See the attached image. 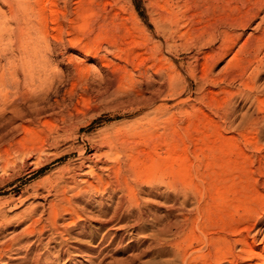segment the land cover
I'll list each match as a JSON object with an SVG mask.
<instances>
[{"label":"rangeland","instance_id":"374dc122","mask_svg":"<svg viewBox=\"0 0 264 264\" xmlns=\"http://www.w3.org/2000/svg\"><path fill=\"white\" fill-rule=\"evenodd\" d=\"M29 1L36 11H45L43 13L49 16V30L56 35L57 30L50 27L57 28V18H50L49 10H63L62 0ZM154 1L165 6L164 10L170 16L182 20L185 8L191 6L192 9L184 13L187 15L182 25L185 26L187 16L194 14L195 21L204 18L198 24L202 26L209 18L238 17L241 12L257 9L264 0H244V7L241 0H190V5H185L182 0L180 7L175 1L165 5V0H70L74 12L67 18L60 16L59 20L68 26L67 37L76 36L74 31L79 27L82 29L78 33L84 39L83 46L91 48L104 42L112 43L113 51L105 61L108 65L113 67L115 60L128 61L129 68H138L150 61L147 59L148 38L156 29L159 10L153 7ZM6 8L0 0V15ZM263 16L264 8L244 31L241 42L214 67L200 68V77L209 76L202 89H199V80L190 74L185 77L183 73L176 84L177 93L164 98V104L160 105L169 108L166 117L177 113L172 114L173 127L169 133L152 132L145 137L150 145L138 147V153L144 154L135 164L136 179L144 185L137 190L135 206L117 209L121 193H89L75 198L74 192L66 188V197L73 203L72 208L80 212V218H74L66 210L69 203H65L66 207L58 208L56 219L60 233L44 230L40 235L41 226L49 224L51 227L53 223L48 220L49 203L58 202L60 198L54 191L47 193L54 183L44 181L74 160L77 150H70L71 146L82 145L86 135L137 120L142 114L130 113L137 104L126 102V93L130 95L131 90H137L149 96L146 83L137 78L139 81L135 84L128 81L127 87L126 84L122 87L116 95L119 98L113 95L104 97L103 102L95 100L96 84L105 69L93 60L94 52L87 55L85 49L82 54L65 49V54H59L53 46L46 54L50 68L65 72L57 89L50 90L48 105H56L54 111H60L55 101L58 100L64 108L88 113L79 119L84 126L78 133V140L61 141L52 150L55 154L43 158L33 173L21 161L8 167L4 159L15 154L0 146V212L5 217L0 243L10 240L31 224L28 207L37 206V216H40L39 212L42 215V210L45 212L43 221L36 228L38 233L32 238L20 235L12 252L6 253L0 264H35L36 260L38 264H226L225 253L232 238L246 225L254 223L264 209V33L262 29H256ZM250 37L251 42L239 52L240 46ZM181 45L172 48V56L165 55L168 60H164V66L168 74L174 70V64L187 61L190 51ZM70 60L79 69L75 70ZM241 78L248 82L246 88L239 84ZM251 89L254 96L245 98L239 93H250ZM173 105H178L179 109L175 111ZM20 122H8V127L5 125L8 130L5 126L0 127V135L11 128L18 129L9 136L16 141L23 139V145H31L41 129L47 127L40 126L39 131L34 128V135L18 128ZM14 125L18 126L15 128ZM167 134L173 136L168 135V138ZM2 166H7L8 174L3 173ZM162 179L164 183L157 185ZM151 181L153 185L148 184ZM22 192L27 194L18 199ZM100 210L106 211L100 213ZM181 230L183 232H179ZM259 254L260 250H257L252 258L258 259Z\"/></svg>","mask_w":264,"mask_h":264},{"label":"bare ground","instance_id":"6f19581e","mask_svg":"<svg viewBox=\"0 0 264 264\" xmlns=\"http://www.w3.org/2000/svg\"><path fill=\"white\" fill-rule=\"evenodd\" d=\"M3 1L7 8L6 11L1 12L0 15V127L4 128L5 125L8 127V122L12 123L16 120H20L19 126L17 125L18 128L23 129V131L26 130L27 133H32L35 130L34 128L47 126L46 129H41L38 138L31 139V145H23V139L16 141L14 137L9 136L10 133V135L14 133L13 130L17 131L18 129L15 130L11 128L8 133L7 131L4 133V129L2 130L3 135H0V146L6 147L7 150L12 151V155L15 154L11 157L13 159L9 158L11 160L7 158L4 159V163L7 164L8 167L15 165L17 161H21L22 165L27 166L29 172L33 173L40 166L43 158L55 154L52 150L56 149L61 141L78 140V133L82 126H84V123L79 121V119L81 116L84 117L88 111H75L74 109L64 108L62 102L58 100L55 101L60 111H54L57 107L56 105H48L50 90L52 88L57 89L59 83L63 81V72H65L59 73L52 71L53 69L50 68V60L46 54L50 52L53 46L56 47L59 54H65V52H67L65 51L63 53L65 49H71L80 54H82L85 49L87 55H89L90 52H94L92 53L93 57H91L105 69L102 78L98 81V84H96L95 100H102L100 102H103L104 97L105 99L107 96L113 97L114 95L115 97L119 91L125 88L124 85L126 83L129 84L131 81L134 83L138 80L137 78L144 80L142 83H146H144L147 89L146 92L149 93L147 97L145 96L147 93L144 92L145 94H142L143 91L139 93L137 90H133L138 92L135 93L131 90L132 94L130 95L126 93L128 96L126 102L130 105L137 104V108H132L133 110L130 113L132 115H134V113L142 115L137 120L124 122L119 127L103 130L94 135L84 136L82 145H78L77 147L71 146L70 148L72 151L77 150V156L74 160L68 162L67 165L60 172L53 175V177L49 176L46 178L44 183L48 181L54 183L50 190H47V193L54 191V195L58 194L60 198L58 202L51 201L49 203L48 220L53 223L51 227L49 224L41 226L39 230L40 235L44 233V230H49V232L54 231V233L60 231L56 219L59 215L58 208L60 206H65V203H69V207L65 206L66 210L68 209L74 218H80V212L76 208H72L73 203L66 197V188L74 192L75 198L79 195H83L84 197V195L89 193L102 194L110 192L112 195L121 193L116 203L117 209L120 207L135 206L137 204V190L140 191L141 187L144 185L140 184L136 179L137 171L135 170V164L138 157L142 153L144 154V152L138 153V147L143 144L150 145V141L148 138L145 139V137L152 132L163 130L165 132L163 134H166V132L169 133L168 130L173 127L171 122L173 119L172 114L175 115V113H177L176 109H179L178 105H173V108L176 107V112L166 117L169 114V108L163 107V105L160 104H164V98L167 96L177 93L176 84L183 73H185V77H188L190 74L194 79L199 80V89H202L204 82H207L205 79H208L209 76H206V78L200 77L198 75L200 68H206L207 66L214 67V65L227 55L228 52L232 51L234 47L241 42L244 31L249 28L257 17H259L264 8L263 1L257 9H249L244 13L241 12L238 14V17L225 18L221 15L219 18L215 17L205 20L206 22L202 26L198 24L204 21V18H200L199 14L198 16L200 19L195 21L194 16L196 15L192 14L186 17L184 26L182 25V21L185 18L184 16L187 15L184 13L192 9L190 8L191 6L185 8L182 20V18L170 16L169 13L164 10L165 6L160 5L159 1H154L153 7L159 10L157 11L158 18L155 19L157 24L156 29L149 34L148 38L149 48L147 49V53H149V57L147 59L150 61L138 68H134L135 66L130 64L133 67L131 69L129 68L128 61L122 63L123 61L115 60L113 67L105 62L108 55L113 51L114 45L112 43L104 42L98 47L91 48L83 46L82 43L84 39L80 37L78 33L82 30L80 27L77 31H74L76 36H66L65 33L68 35L69 32L66 30L68 26H65L59 19L60 16L62 18H67L74 12L70 0H62L63 10L61 11H50L48 9L50 18L51 16H56L57 18L55 21L57 22L56 25H58L57 28L50 27L54 31L57 30L56 35L49 30V16L43 13L45 11H36L34 4L31 3L32 1ZM170 1H175L177 7L181 6L182 0H165V5L169 6L171 4ZM189 1L190 0H184L185 5H188ZM241 1L244 7V0ZM258 3L260 4V2ZM257 4L254 6L256 7ZM183 27H186V30L182 32ZM256 29H262L264 33V16ZM262 32L260 36H262ZM251 37L240 46L239 52H242L245 46L251 42ZM178 40H180L181 43H177ZM180 44L190 51L187 61H185L186 65L184 63H178L174 66V64V70H172L171 74H168L164 66V60H168V57L166 58L165 55L171 54V51L178 48ZM259 50H261L260 46ZM3 61H5V63H3ZM70 62L75 70L79 69L78 66L74 64L75 62L73 63L72 60H70ZM239 84L246 88L248 82L241 78L239 79ZM252 89L250 93L245 91L239 93L245 98H248L249 96H254ZM115 98L117 99L119 97L116 96ZM115 98L113 99L116 100ZM110 99L111 98H109V100ZM63 101L65 102V99ZM119 101L120 100H118V103L121 102ZM174 102H177V100ZM49 109H51L52 112L48 113ZM17 126L14 125L15 128ZM7 127L6 130H8ZM36 130L39 131V128ZM155 135L157 136V134ZM168 135L171 134H167L169 138ZM172 136L173 135H171V137ZM31 140L28 142L31 143ZM88 146L90 148L89 152H87ZM7 166H2V169L5 171H3V173L5 174H8L6 170ZM13 167L12 169H14ZM53 178L55 179L52 180ZM152 182L153 181L148 184L153 185ZM163 183L164 181L162 179L157 185ZM176 187L177 186L174 188ZM26 194L27 192H22L18 199L23 198ZM28 209H30V211L26 213L28 214V218L32 220L31 224L22 228L21 230L23 231H19L18 234L10 237V240L7 239L8 241L5 240L0 243V262L3 260L6 253L12 252L14 243L21 238H19L20 235L25 234L32 238L38 233L36 228L43 221L45 212L42 210V215L40 214L41 212H39L38 215L40 216H37V206L28 207ZM103 211L104 210H100V213ZM2 213L3 212H0V230L4 224L3 221L5 218ZM259 215L260 216H256L254 223L246 225L241 231L239 230L240 233L237 236L232 238V240L230 239L231 242L228 244L227 253H225L226 255L224 258L226 264H264V209ZM35 216H37V218ZM179 232L183 231L181 230ZM257 250H260V257L258 259H253L252 257ZM35 264H38L37 260Z\"/></svg>","mask_w":264,"mask_h":264}]
</instances>
